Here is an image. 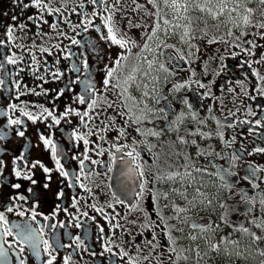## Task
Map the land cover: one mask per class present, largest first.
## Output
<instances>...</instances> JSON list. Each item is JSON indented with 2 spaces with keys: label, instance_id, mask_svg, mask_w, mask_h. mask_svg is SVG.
Wrapping results in <instances>:
<instances>
[{
  "label": "flooded vegetation",
  "instance_id": "1",
  "mask_svg": "<svg viewBox=\"0 0 264 264\" xmlns=\"http://www.w3.org/2000/svg\"><path fill=\"white\" fill-rule=\"evenodd\" d=\"M45 2L62 15L0 0L5 42L0 46V213L5 218L0 264H47L52 257V264L66 259L68 264H264V227L257 226L264 222V152L256 151L264 148V94L258 91L264 89V27H258L264 24V5L230 11L238 5L227 0L229 16H240L232 21L216 20L207 8L190 3L186 12L179 11L182 20L170 26L167 14L174 10L164 0H155V6L149 0H107L108 10L90 0ZM245 8L253 10L247 25L241 20ZM109 15L127 47L102 38ZM28 16H43L48 23H33ZM87 20L92 21L87 30H73ZM8 25L15 26L11 41ZM10 56L16 64L7 62ZM85 82L95 89L92 98L99 106L94 110L87 107L92 94L85 93ZM80 95L87 103L78 102ZM69 107L89 111L92 119L82 123L72 114L54 124L43 113L47 108L60 118ZM21 110L38 119L33 122ZM17 119L19 124L9 123ZM74 131L93 133L89 144L73 137ZM41 136L56 145L55 158ZM133 148L136 159L126 154ZM85 154L90 158L81 173ZM57 159L67 176L60 174ZM169 173L179 175L158 179ZM19 196L24 199H14ZM245 197L254 200L246 204ZM194 222L208 230L192 228ZM13 225L42 233L38 253ZM43 241L50 246L47 252Z\"/></svg>",
  "mask_w": 264,
  "mask_h": 264
},
{
  "label": "snow or ice",
  "instance_id": "2",
  "mask_svg": "<svg viewBox=\"0 0 264 264\" xmlns=\"http://www.w3.org/2000/svg\"><path fill=\"white\" fill-rule=\"evenodd\" d=\"M13 4L15 5H18V6H21L22 10L23 9H28L29 7H34V8H38L41 13L47 11V13L49 15H56L57 17H59L60 15H62V11L61 9L59 8H52L50 7L49 3H46L45 0H30V3H26L25 0H12ZM90 2L94 5H98V4H104V8L105 10H108V7H107V0H90ZM117 2H119V0H117ZM135 2V0H134ZM150 3H153L154 6H155V0H149ZM193 0H184V5H183V10L186 12L188 10V5L190 3H192ZM164 3L166 6H169L171 7L174 11L176 12H179L181 10V3H180V0H164ZM213 3V0H205V4L204 6H200V5H197L198 7H201V11L204 10L205 7H207L208 5L212 4ZM243 3H245V0H238V6H237V9H232L230 11H237L239 6L242 5ZM259 3L261 5H264V0H259ZM81 8L84 7L83 4L80 5ZM218 7H219V10H220V13H223L224 10H225V7L226 5L224 4V0H218ZM209 13L213 16L216 15V13H213L211 11V9L209 8ZM73 11H75V9H73ZM244 11L247 13V15H243L241 17V20L243 22V24L247 25L250 23V16L252 14V9L250 8H245ZM262 14H264V12H262ZM93 15H95V12L93 13ZM27 19L29 21H32L33 23L36 22V20H41L43 23L47 24L48 21L47 20H44L43 19V16H38V17H33V16H28ZM12 20L13 21H16L17 20V16L13 15L12 16ZM66 22H69L70 21H66ZM92 23L91 20H87L86 22L85 21H81V24L79 25H76L73 27V30H75V27H83L84 30H87V27ZM169 22L167 20L164 21V24L167 25ZM39 26V25H37ZM105 26L107 27V37H102V38H106V39H109L111 40V42L113 44H117L119 45L121 48H125L127 47L128 45V40L124 37H119L118 38V32H119V29L116 27L115 23L113 22V18L111 15H109L108 17L105 18ZM18 27L20 29H24L26 28V24L24 23H20L18 25ZM51 28L53 29H57L58 28V24L57 23H52L50 25ZM159 27V25H157L156 28L153 29V34H155L157 28ZM258 27H264V24H260L258 25ZM15 31V26L14 25H8L7 28H6V36L8 38V41H11L14 36H13V33ZM59 35H65L64 33H58ZM185 35H187V30L185 31ZM65 38H68L65 36ZM71 39V43L72 44H79L80 41L74 39V38H69ZM149 39H151V37H149ZM4 41L3 40H0V46L4 45ZM56 47H59V45H56ZM41 51L42 52H46L48 51V49L46 48H41ZM233 55H237L236 53H234ZM183 58V57H181ZM262 59H264V57H262ZM7 62L9 64H16L17 63V58H15L14 56H10V57H7ZM36 62V59L35 57H33V63ZM242 63H247L246 61L245 62H242ZM87 66V65H85ZM249 66H251L249 64ZM0 67H3V64H0ZM161 67H163V65H161ZM111 71L108 72V76L110 77L111 76ZM54 75V78L58 79L61 75V73L59 71H57L56 73L53 74ZM40 79H43V77H40ZM261 80H264V77H260ZM4 83L3 80H0V84ZM109 84V80L108 79H105L104 80V85L107 86ZM179 87V86H178ZM200 87H204V85H200ZM64 90L61 89V93L63 92ZM85 93H91L92 95H89L87 97V99H91V103H88L87 104V107L89 110H94L95 108H97L99 105H98V100L97 99H93L92 96L95 95V89H94V86H92L90 83H87L85 82V89H84ZM258 91L261 93V94H264V89H258ZM36 94H39V93H36ZM76 99L78 100V102L80 104H85L87 103V99L84 95H80V96H77ZM254 99V97H253ZM109 107H111L112 105L109 104L108 105ZM13 108L15 106H12ZM43 113H47L48 116H50L52 118V121L54 124H59L60 123V119H63L64 117H67L69 115H72V114H75L77 116L80 117V120L81 122L83 123L84 122V118L85 117H88L89 120L92 119V117L89 115V111H84L83 113L81 112H78L76 111L75 109H72V108H67L63 114L61 115L60 118H57V116L49 111L47 108H44L43 109ZM21 115H25L27 116L30 120H32L33 122H35L38 117L35 116V115H32L31 113L29 112H26L24 110H21ZM136 120L139 121L140 120V117H136ZM10 124H19L20 123V120H10L9 121ZM257 124L260 123V121H257L256 122ZM87 126V125H85ZM93 133L89 132V133H86L85 135H77V133L74 131L72 133V136L75 137L76 139L78 140H82L84 145L87 146L89 144V140L87 139V136L88 135H92ZM153 135H159L158 133H152ZM19 135L23 136L24 133L23 132H20ZM125 135V132L123 129H121L120 131V136H124ZM41 140H43L44 144L46 146H50L52 148V151H53V155H54V158H55V154H56V145L52 143L51 139H46L44 136H41L40 137ZM101 139H103V137H101ZM88 151H90L87 147L85 148V152L87 153ZM117 151H120V148H117ZM136 149L133 148V150L131 152H128L126 153L129 157H132L133 159H136L137 157L136 156H133V152H135ZM256 151H260V152H264V148H257ZM98 154H101V153H98ZM138 155V154H137ZM78 157H75L73 156V159H77ZM90 157L85 154L84 155V158L82 160H80V165H81V173L84 172V161L85 160H88ZM235 159V157H234ZM38 163V162H37ZM56 163H57V167L60 168V162L59 160L57 159L56 160ZM93 164H96L98 163V161H95L93 160L92 161ZM3 164V161H0V165ZM33 167L36 166V164H33L32 165ZM41 167H43V165H40ZM137 167L139 168L140 165H137ZM44 171L45 172H49L50 170L47 169V168H44ZM223 172V170H221ZM256 169H253L251 170V172L249 173L250 176H255V173H256ZM16 176L19 177L21 176V173L19 171H16L15 172ZM60 174L62 176H67L68 173L64 172L62 170V168H60ZM177 175H179L178 173H169L166 177H158V179H168V180H172L174 179ZM141 176H143V172H141ZM24 179H31V176L28 175V174H25ZM247 178V177H246ZM77 179H79V177H77ZM32 183H36L35 180L32 181ZM225 184L226 186H230L228 185V182L227 180H225ZM13 188H16V189H19L21 187L20 184H13L12 185ZM45 187H47V185H45ZM81 187H85L83 184H81ZM253 187H257V185H253ZM29 191H31V189H29ZM141 191H143V185H141ZM62 195V193H61ZM166 195V194H165ZM14 199H24L23 196H19V197H14ZM254 200V197L249 200L247 197H245V203L246 204H251ZM119 203H123L122 200L118 201ZM262 203H264V200L261 201ZM209 203H211L209 201ZM73 206L75 207V201L73 202ZM194 206V205H193ZM221 207H224V205H221ZM8 211H12V208H8L7 209ZM177 213H181V212H185L186 209H182V208H176L175 209ZM97 211L99 212H103V209H97ZM248 211H251V209L249 208ZM20 215H24L23 212L20 213ZM84 215H87V213H84ZM45 219H48V217H44ZM4 215L3 213H0V221H4ZM33 219H35V214L33 215ZM160 221L163 222L164 221V217L163 216H160ZM61 227H63V225H60ZM77 227H79V224L76 225ZM156 227H159V224L157 223L155 225ZM258 227H264V222H262L261 224H258L257 225ZM14 228H17L18 229V235L20 236L21 239H23L26 243L29 244L30 247H33L35 249H37V253H38V248H39V241H40V235H42V233L38 234L37 231L35 229H32L31 226H24L23 228H21L19 225H13ZM51 227H56V225H52ZM210 227V226H208ZM192 228L194 229H199L201 231H207L208 229L205 227V226H202L200 224H196L195 222L192 224ZM243 232L247 233L248 232V229L247 228H243L241 229ZM99 232L100 233H103L104 232V229L102 227H99ZM10 234V231L6 230L5 231V235H9ZM253 238L254 239H261V237H256L254 234H253ZM156 237L155 235H153V240H155ZM171 236L169 235V240H171ZM193 240L196 239L195 236L192 237ZM76 242L77 244L79 245L80 243V238L77 237L76 238ZM174 243V241H172ZM147 243L149 245H152V247H155L156 245H153L152 244V241H147ZM43 244H44V250L45 252L48 251V248L50 247L48 245V242L47 241H43ZM211 248L215 251V250H218V245H211ZM104 251L106 252H111L112 249L110 247H105ZM173 251H175V249H173ZM0 255H5L4 251L2 248H0ZM122 255H127V253H122ZM261 255H264V252L261 253ZM55 259V257H52V259L48 260L47 264H52V260ZM21 264H23V261H21ZM65 264H68L67 262V259L65 260Z\"/></svg>",
  "mask_w": 264,
  "mask_h": 264
},
{
  "label": "rangeland",
  "instance_id": "3",
  "mask_svg": "<svg viewBox=\"0 0 264 264\" xmlns=\"http://www.w3.org/2000/svg\"><path fill=\"white\" fill-rule=\"evenodd\" d=\"M230 1L232 2V5H238V0H235V1L234 0H230ZM180 3L182 5V7H183L184 1L183 0H180ZM258 3H259V0H245V3H243L240 6H243V5H246V4H248V5L249 4H252L254 6H257ZM193 4L194 5L204 6L205 0H193L192 5ZM224 4L226 5V4H229V3L227 2V0H224ZM205 8H207V9L210 8L213 11V13H216V15L214 16L216 20L219 18V16H221V19H228V18L230 19L231 18L232 21H235L237 19H240V16H238L237 18L235 16L234 17H230L229 16L230 14L228 13L229 12L228 11L229 8H227V7H225V10H224L223 13H220V10H219V7H218V0H213V3L210 4V5H208ZM173 12L167 14V18H169V20L171 21L170 26L173 25V24H178L179 23L178 21H181L182 20V17H183L182 16L183 15L182 12H176V11H173ZM173 19L175 20L174 22H173ZM174 31H175V29H174Z\"/></svg>",
  "mask_w": 264,
  "mask_h": 264
}]
</instances>
